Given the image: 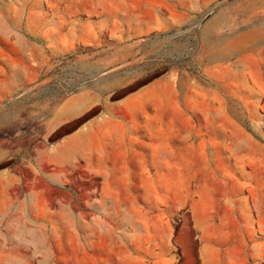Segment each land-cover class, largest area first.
<instances>
[{"label": "rangeland", "instance_id": "rangeland-1", "mask_svg": "<svg viewBox=\"0 0 264 264\" xmlns=\"http://www.w3.org/2000/svg\"><path fill=\"white\" fill-rule=\"evenodd\" d=\"M0 264H264V0H0Z\"/></svg>", "mask_w": 264, "mask_h": 264}, {"label": "bare ground", "instance_id": "bare-ground-1", "mask_svg": "<svg viewBox=\"0 0 264 264\" xmlns=\"http://www.w3.org/2000/svg\"><path fill=\"white\" fill-rule=\"evenodd\" d=\"M83 102H70L69 104H67L65 106V108H63L58 114H69V115H73L78 111V107L80 105H82ZM60 116V115H58Z\"/></svg>", "mask_w": 264, "mask_h": 264}]
</instances>
